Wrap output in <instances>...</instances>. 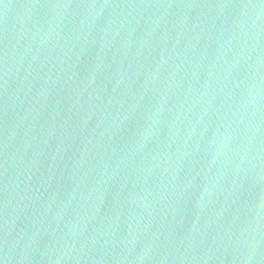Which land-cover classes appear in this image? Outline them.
I'll list each match as a JSON object with an SVG mask.
<instances>
[{
  "label": "water",
  "instance_id": "obj_1",
  "mask_svg": "<svg viewBox=\"0 0 264 264\" xmlns=\"http://www.w3.org/2000/svg\"><path fill=\"white\" fill-rule=\"evenodd\" d=\"M0 264H264V0H0Z\"/></svg>",
  "mask_w": 264,
  "mask_h": 264
}]
</instances>
